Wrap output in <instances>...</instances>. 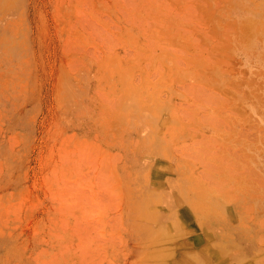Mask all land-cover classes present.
Masks as SVG:
<instances>
[{"label":"rangeland","instance_id":"obj_1","mask_svg":"<svg viewBox=\"0 0 264 264\" xmlns=\"http://www.w3.org/2000/svg\"><path fill=\"white\" fill-rule=\"evenodd\" d=\"M264 264V0H0V264Z\"/></svg>","mask_w":264,"mask_h":264},{"label":"bare ground","instance_id":"obj_2","mask_svg":"<svg viewBox=\"0 0 264 264\" xmlns=\"http://www.w3.org/2000/svg\"><path fill=\"white\" fill-rule=\"evenodd\" d=\"M183 264H190V262L188 260L184 261Z\"/></svg>","mask_w":264,"mask_h":264}]
</instances>
